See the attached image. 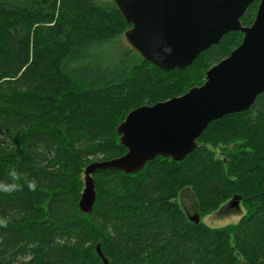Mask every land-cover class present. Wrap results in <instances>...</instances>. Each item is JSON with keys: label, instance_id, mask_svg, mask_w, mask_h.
<instances>
[{"label": "trees", "instance_id": "obj_1", "mask_svg": "<svg viewBox=\"0 0 264 264\" xmlns=\"http://www.w3.org/2000/svg\"><path fill=\"white\" fill-rule=\"evenodd\" d=\"M130 27L115 0H0V264H104L98 245L109 264H264V92L211 122L181 161L98 170L93 208L80 209L86 167L127 151V114L201 85L243 39L225 35L181 71L130 45L111 65L107 47ZM185 188L198 223L179 203ZM236 194L238 223L201 221Z\"/></svg>", "mask_w": 264, "mask_h": 264}, {"label": "water", "instance_id": "obj_2", "mask_svg": "<svg viewBox=\"0 0 264 264\" xmlns=\"http://www.w3.org/2000/svg\"><path fill=\"white\" fill-rule=\"evenodd\" d=\"M255 0H115L131 27L128 44L162 70H183L201 53L231 33L243 34L230 54L206 71L205 81L182 95L131 110L117 127L126 153L96 161L84 171L79 207L90 212L96 200L93 174L115 169L141 171L157 157L181 161L198 146L209 124L248 110L264 92V0L251 25L241 18ZM240 195L231 207L239 208ZM190 219L200 221L197 213ZM97 252L109 264L100 246Z\"/></svg>", "mask_w": 264, "mask_h": 264}, {"label": "rangeland", "instance_id": "obj_3", "mask_svg": "<svg viewBox=\"0 0 264 264\" xmlns=\"http://www.w3.org/2000/svg\"><path fill=\"white\" fill-rule=\"evenodd\" d=\"M98 3L102 5H109L114 3V0H96ZM107 49H110L109 52H111V65L118 64L117 59L119 58V55L123 52L125 49H130V46L128 42L125 39L124 35H121L118 37V39H115L112 43L111 47H107ZM105 60V56L102 58V64ZM83 178V177H82ZM84 179V178H83ZM84 188V187H83ZM179 203L181 206L185 209V211L188 213V215L193 218L196 212V201L194 198V195L192 191L188 188H185L182 190L179 194ZM226 204L222 205V207L215 211L214 213L204 216L201 218V221L205 222L207 225L211 227H223L229 224H236L239 222L241 217L245 214L246 210L244 209L243 205L240 203L239 208L236 207H225Z\"/></svg>", "mask_w": 264, "mask_h": 264}, {"label": "clouds", "instance_id": "obj_4", "mask_svg": "<svg viewBox=\"0 0 264 264\" xmlns=\"http://www.w3.org/2000/svg\"><path fill=\"white\" fill-rule=\"evenodd\" d=\"M9 174H10L13 178L16 177V172H15L14 170L10 171ZM27 187H28L29 190L34 191V190L36 189V182H35L34 180L31 181V182H28V183H27Z\"/></svg>", "mask_w": 264, "mask_h": 264}]
</instances>
